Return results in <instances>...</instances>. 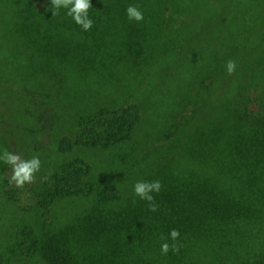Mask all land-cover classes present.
Here are the masks:
<instances>
[{"label": "trees", "instance_id": "16d2710c", "mask_svg": "<svg viewBox=\"0 0 264 264\" xmlns=\"http://www.w3.org/2000/svg\"><path fill=\"white\" fill-rule=\"evenodd\" d=\"M39 1L45 3L41 10L36 8ZM90 2L88 15L94 23L91 30L84 31L66 14L68 9L61 7L53 15L51 0H0L1 24L11 25L3 32L0 44L19 38L24 47H16L13 56L9 49L13 43L6 46L7 51L0 46V54H4L0 56L1 70L5 65L14 74L27 70L33 81L64 64L75 70L81 84L105 87L125 71L154 74L164 65L158 51L163 29L169 23L166 0ZM188 3L177 0L175 4L178 10ZM130 5L143 13L142 21L129 20L126 9ZM262 11L252 6L245 11L226 6L213 13L203 27V45L190 46L178 68L180 73L168 72V87L182 83L179 92L184 95L181 90L198 81L191 80V73L197 72L222 79L215 90L225 89V93L209 116L180 139L179 147H170L167 156L161 158L153 181L159 180L162 187L159 193H152L157 211L150 213L149 204L138 205L140 198L135 193L116 206L115 197L108 199L107 193L100 192L90 217L103 211L122 224L125 264H264V94H258L261 107H251L252 89L264 93ZM4 14L10 16L6 19ZM241 30L247 38L237 36ZM229 60L236 64L231 75L227 72ZM29 83L20 87L33 96ZM130 86L138 87L135 83ZM143 109L130 104L114 112L102 108L96 114L82 116L80 130L75 137H63L58 152L112 149L130 142L145 118ZM154 151L158 153L159 148ZM89 173L92 168L83 160L59 165L34 183V206L51 211L62 201L89 198L96 185L85 179ZM129 213L131 217L149 214L146 226L125 229L123 223L130 218L124 216ZM173 229L180 233L175 241L169 235ZM165 242L170 245L166 255L161 252ZM173 244L179 247L178 252L171 250ZM44 249V263L60 264L54 248ZM0 264H4L1 253Z\"/></svg>", "mask_w": 264, "mask_h": 264}, {"label": "rangeland", "instance_id": "374dc122", "mask_svg": "<svg viewBox=\"0 0 264 264\" xmlns=\"http://www.w3.org/2000/svg\"><path fill=\"white\" fill-rule=\"evenodd\" d=\"M188 1L187 6L181 5L177 10V0H166L165 14L169 23L163 29L158 51L164 65L154 74L125 71L108 86L88 87L81 84V78L69 65H57L54 71L39 75L33 81L27 70L14 74L8 65L3 70L0 68V155L7 149L24 159L38 156L41 161L35 181L18 188L9 182L11 166L0 160V253L4 264H46L41 260V251L49 246L54 248L60 264H125L122 224L109 219L103 211L90 217L100 192L107 193L108 199L115 197L116 206L127 202L134 193V184L156 179L161 158L167 156L170 147L171 150L179 147L180 139L184 140L222 100L225 89L215 90L222 79L217 80L214 74L191 73V80L198 81L181 90L185 95L179 92L182 83L170 88L166 81L170 70L180 73L178 68L187 58L190 46L203 45V27L211 15L226 6L242 11L250 6L264 10L263 0ZM44 6V1H39L36 8L41 10ZM4 16L7 19L10 15ZM1 23L0 39L11 26ZM254 29L259 31L256 26ZM242 31L237 36L247 38ZM14 41L5 40L0 44L7 51L13 43L9 48L13 56L16 47L24 50L21 39ZM27 56L30 58L29 52ZM27 81L33 96L27 95L25 87H20ZM132 83L138 87L132 88ZM258 94H264L263 90L252 89L253 109L261 107ZM130 104H139L145 111L143 123L133 140L112 149L77 148L69 154L58 152L61 139L75 137L80 130L82 116L96 114L102 108L114 112ZM156 148H159L158 153L154 151ZM75 160H83L92 168L85 179L96 184L93 195L62 201L51 211L34 206V183L47 177L59 165ZM141 204L149 202L140 199L138 205ZM124 217L130 218L123 223L124 228L132 231L137 226L145 227L150 215L143 213L131 217L129 213ZM24 226L26 229H22ZM34 240L38 242L32 244Z\"/></svg>", "mask_w": 264, "mask_h": 264}, {"label": "clouds", "instance_id": "9594fccd", "mask_svg": "<svg viewBox=\"0 0 264 264\" xmlns=\"http://www.w3.org/2000/svg\"><path fill=\"white\" fill-rule=\"evenodd\" d=\"M51 7L53 15L58 14V10L61 7L68 9L66 14L71 16L77 25L81 26L84 31L91 30L94 22L88 15L90 8H92L90 0H51ZM126 13L129 20L140 22L144 19L143 13L135 5L128 6ZM235 68V62L229 60L227 62L228 74L231 75L235 71ZM0 160H3L11 166L12 175L9 182L14 183L18 188H23L25 184L33 183L36 178V173L41 168V161L38 156H33L31 159H24L19 154L9 152L7 149L0 155ZM161 187L162 184L159 180L152 182L141 180L134 184L133 189L136 196L149 202L150 211L155 212L157 211V205L154 203L155 198L152 193H159ZM169 235L175 241L179 238L180 233L178 230L173 229ZM169 250L170 245L167 242L161 245L162 254L166 255ZM171 250L178 252L179 247L173 244L171 245Z\"/></svg>", "mask_w": 264, "mask_h": 264}]
</instances>
